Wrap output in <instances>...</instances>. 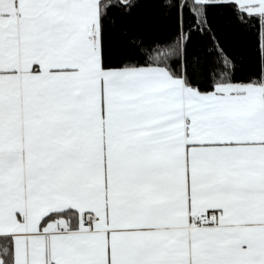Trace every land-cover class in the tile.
Listing matches in <instances>:
<instances>
[{"label": "snow or ice", "instance_id": "6c2138e0", "mask_svg": "<svg viewBox=\"0 0 264 264\" xmlns=\"http://www.w3.org/2000/svg\"><path fill=\"white\" fill-rule=\"evenodd\" d=\"M0 264H264V0H0Z\"/></svg>", "mask_w": 264, "mask_h": 264}]
</instances>
